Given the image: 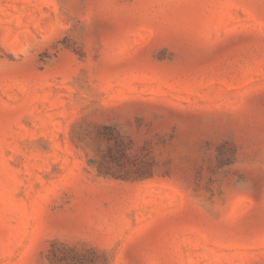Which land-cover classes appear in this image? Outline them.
<instances>
[{"label": "rangeland", "instance_id": "obj_1", "mask_svg": "<svg viewBox=\"0 0 264 264\" xmlns=\"http://www.w3.org/2000/svg\"><path fill=\"white\" fill-rule=\"evenodd\" d=\"M0 264H264V0H0Z\"/></svg>", "mask_w": 264, "mask_h": 264}]
</instances>
